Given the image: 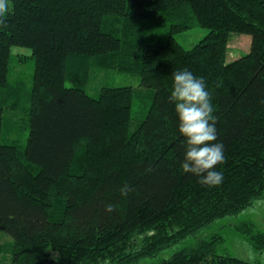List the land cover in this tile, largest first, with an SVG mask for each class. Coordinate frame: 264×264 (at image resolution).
<instances>
[{"label": "trees", "instance_id": "1", "mask_svg": "<svg viewBox=\"0 0 264 264\" xmlns=\"http://www.w3.org/2000/svg\"><path fill=\"white\" fill-rule=\"evenodd\" d=\"M11 3L0 24V231L11 239L0 245L4 264H137L264 200V0ZM165 23L166 43H148L149 25ZM194 27L209 33L186 49L174 35ZM233 34L250 35L251 50L228 63ZM14 46L35 61L25 148L2 143L4 114L21 95L9 81ZM92 68L137 76L140 85L92 97ZM185 69L204 78L211 96L213 143L225 156L215 166L218 186L181 167L185 137L169 97L173 73ZM232 228L264 250L253 221ZM223 242L216 233L154 264H253L219 254Z\"/></svg>", "mask_w": 264, "mask_h": 264}, {"label": "rangeland", "instance_id": "2", "mask_svg": "<svg viewBox=\"0 0 264 264\" xmlns=\"http://www.w3.org/2000/svg\"><path fill=\"white\" fill-rule=\"evenodd\" d=\"M170 24H150L148 27V43L164 44L168 40ZM209 33L208 29L194 27L189 30L174 35L176 40L186 49H191ZM251 36L246 34H233L231 36L227 62L235 61L248 54L251 50ZM35 61L32 57V51L29 48L14 46L12 48V58L10 63L9 81L12 86L21 87L20 97L18 99V109L8 110L4 116L2 126V143L17 144L25 148L29 137L30 129L27 121L29 117V93L33 86V75ZM140 80L137 76L125 73H118L113 70H101L92 68L85 82V89L92 97H98L104 87H124L132 86L138 88ZM68 87L75 86L68 81ZM14 100L11 101V103ZM9 104V103H8ZM253 221L259 230L264 232V200L256 201L255 205L242 211L235 216H229L217 220L212 226L200 231L197 235L191 236L182 244L183 246L194 245L197 241L209 238L211 235L219 233L224 237V242L219 244L217 251L221 255H230L253 264H264V250H257L249 243L246 237L233 230V225L242 221ZM11 239L0 231V245L9 244ZM182 245H177L169 250H165L155 257L147 258L137 264H154L162 259L170 257ZM9 254L0 255V262L6 263Z\"/></svg>", "mask_w": 264, "mask_h": 264}, {"label": "clouds", "instance_id": "3", "mask_svg": "<svg viewBox=\"0 0 264 264\" xmlns=\"http://www.w3.org/2000/svg\"><path fill=\"white\" fill-rule=\"evenodd\" d=\"M11 0H0V24L12 12ZM174 84L169 100L175 103L179 119V132L185 137L186 152L181 165L184 173L199 177L205 186H218L223 182V173L215 166L225 162L224 146L213 143L217 140L216 117L206 90L204 78L196 77L187 69L173 73ZM133 189L125 184L120 192L127 196ZM106 212H113L114 206H106Z\"/></svg>", "mask_w": 264, "mask_h": 264}]
</instances>
